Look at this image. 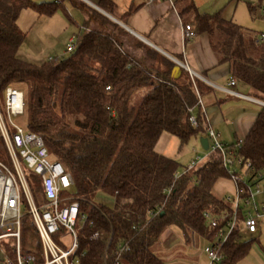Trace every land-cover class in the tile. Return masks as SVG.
I'll use <instances>...</instances> for the list:
<instances>
[{"label":"trees","instance_id":"16d2710c","mask_svg":"<svg viewBox=\"0 0 264 264\" xmlns=\"http://www.w3.org/2000/svg\"><path fill=\"white\" fill-rule=\"evenodd\" d=\"M185 1L189 5L181 14L191 15L188 25L195 35L208 34L219 63L264 97V43L222 11L201 13L192 0ZM64 2L0 0V107H5L8 87L23 91L26 130L41 136L50 156L72 175L73 194L88 218L80 230V252H85L80 264H166L154 248L172 227L187 242L196 236L216 241L223 216L233 212L231 202L213 190L219 179L229 178L221 154L212 152L202 165L180 173L176 160L155 150L164 133L177 137L181 147L206 135L202 84L187 71L174 79V63L153 50L150 56H159L160 66H144L124 50L120 37L126 32L93 9L69 55L40 65L21 59L18 52L27 35L18 22L22 11L52 16ZM100 7L113 14L111 0H101ZM195 110L197 127L191 122ZM240 154L255 168L251 178L264 172V108ZM0 160L11 163L1 135ZM28 181L37 195L39 179L29 174ZM206 214L219 220L217 228ZM254 241L238 224L223 246L221 264H239ZM21 248L44 262L30 222L22 227ZM121 248L128 250L118 254ZM6 252L16 262L13 244Z\"/></svg>","mask_w":264,"mask_h":264},{"label":"built area","instance_id":"2783aa9c","mask_svg":"<svg viewBox=\"0 0 264 264\" xmlns=\"http://www.w3.org/2000/svg\"><path fill=\"white\" fill-rule=\"evenodd\" d=\"M58 2V0H56ZM264 21V4L260 7ZM186 39L195 37L189 25L185 26ZM257 43H264V31L256 36ZM67 52L75 49L70 41ZM193 77V76H192ZM238 80L231 78L229 84L237 85ZM109 89V88H108ZM203 108L202 100L199 101ZM24 92L16 87H8L5 93L6 118L0 107V135L8 152L11 167L0 161V241L13 240L17 264H80L85 252H80V230L88 221L87 215L80 210L79 199L73 194L74 179L63 164L53 159L43 138L16 124L13 117L25 114ZM194 127L198 126L195 116L191 117ZM212 152H219L223 167L229 179L236 185L233 196L226 198L233 206L230 215H224L225 225L217 234L216 241L204 248L209 264H221L223 246L229 236L240 224L245 235H255L264 224V172L255 171L253 164L241 154L243 141L227 146L219 141V135L211 128L207 130ZM198 165L192 162L186 171ZM31 174L39 179L41 190L28 181ZM261 197V200L258 199ZM37 199L41 205L37 204ZM212 228L219 226V220L206 214ZM243 217V221L239 223ZM35 227L43 249V263L35 256L24 254L21 248L22 227L26 220ZM63 231V232H61ZM100 234H95L98 238ZM70 245H66V241ZM128 250L121 248L118 254Z\"/></svg>","mask_w":264,"mask_h":264},{"label":"crops","instance_id":"0c3cea01","mask_svg":"<svg viewBox=\"0 0 264 264\" xmlns=\"http://www.w3.org/2000/svg\"><path fill=\"white\" fill-rule=\"evenodd\" d=\"M100 1L65 0L63 11L68 14L69 19L73 22L75 20L70 14H76L77 21L74 23L78 24V19L82 21L81 29L88 19L89 9L98 11L126 32L122 36L132 35L149 53H151L150 50H153L158 55L173 62L172 75L174 79L181 78L183 72L187 71L191 77L198 79L203 86V92L201 93L202 110L206 117L208 129L214 130L219 135V141L224 145L232 146L237 142H244L255 125L261 110L264 108V97L254 88L240 82L238 79L237 85L231 86L229 84V81L233 78L230 73V67L227 64L219 63V58L212 48L208 34L195 35L191 40L186 39L184 27L189 24L191 15L183 16L181 12L189 5V1L111 0L114 5L113 14L104 11L100 7ZM192 1L199 12L211 14L200 10L196 2ZM249 8L250 10L254 9L252 7ZM222 15L226 18L223 11ZM248 31L254 37L259 34V32ZM151 54L154 55L153 52ZM160 60L159 56L154 58V56L149 54L147 59L139 61L146 67H151L152 65L159 67ZM178 65L181 68L180 72L176 73L174 69ZM198 112V110H195L194 116ZM199 137L206 138V135L202 134ZM174 145L175 149L179 148V139L169 133H164L160 137L155 150L160 155L172 158L169 151ZM210 156L198 163V165L205 163ZM213 190L217 197L228 198L235 194L236 185L229 178H222L216 182ZM263 226L264 224L260 227L257 234L250 235L251 239L255 240L254 242H259V238L263 234ZM173 230V227L166 230L162 235L163 240L166 239L169 242L173 240L172 243L178 242L179 240ZM246 238L248 239V237ZM200 239L204 240V238L199 236L192 238L190 242L182 238V242H185V245L189 247L185 248L184 254L176 253L173 258H161L166 264H199L206 255L204 250L198 247L197 243ZM212 243L208 242L207 245ZM7 244L12 245L13 241ZM2 253L4 258L0 259V264H17L15 261L12 262L6 252V248L2 249Z\"/></svg>","mask_w":264,"mask_h":264},{"label":"rangeland","instance_id":"374dc122","mask_svg":"<svg viewBox=\"0 0 264 264\" xmlns=\"http://www.w3.org/2000/svg\"><path fill=\"white\" fill-rule=\"evenodd\" d=\"M35 2H41L43 0H34ZM174 1V0H172ZM200 10L204 12H209L215 14L219 11L225 13L227 19H232L235 23L240 25L246 30L252 32L264 31L263 20L260 15V7L264 4V0H194ZM249 7L254 9L250 10ZM74 18V22L77 21L76 14H70ZM72 18V19H73ZM20 29L26 33V38L21 48L19 49L18 55L21 59L31 62L34 64H42L49 59H55L62 55H69L67 52V47L71 44L70 41L73 40V44L76 45L78 37L80 35L82 21L78 19V24H75L71 19H69L68 14H66L62 9H59L54 15H38L33 10H23L19 17ZM124 50L128 52L135 59L143 61L149 56L147 49L135 39L132 35L120 37ZM155 63V62H154ZM144 96V93H140L136 96L138 101H140ZM3 114L6 118L5 107L1 108ZM13 121L26 128L27 115L13 117ZM201 137H192L187 144L180 146L175 149V145L170 148V157L174 158L180 167V173H183L191 166V163L198 162L201 163L205 158H207L212 150H204L200 141ZM176 141V140H175ZM180 149V150H179ZM176 157V158H175ZM1 161V160H0ZM3 162V161H2ZM5 163V162H3ZM7 166L11 167V163H5ZM261 200V197L258 199ZM37 204L41 205V201L37 199ZM29 223L27 219L25 225ZM174 234L179 240L178 242H170L163 237L160 243L154 248V252L167 259V257L173 258L176 253H183L186 251L185 242H182L183 233L180 229L173 227ZM245 235V234H244ZM251 240L250 235H245ZM257 238V237H253ZM9 240L0 241V259L4 258L2 249L10 246L7 244ZM32 242V241H31ZM66 245H70V241L67 240ZM208 241L200 239L198 241V247L203 249L206 247ZM196 244V243H195ZM6 246V247H5ZM199 264H209V260L206 255L202 258ZM239 264H264V226L263 234L259 238V242H253L249 254L240 261Z\"/></svg>","mask_w":264,"mask_h":264},{"label":"water","instance_id":"95a60500","mask_svg":"<svg viewBox=\"0 0 264 264\" xmlns=\"http://www.w3.org/2000/svg\"><path fill=\"white\" fill-rule=\"evenodd\" d=\"M180 66H176L174 69V72L179 73L180 72ZM201 145L204 148V150L208 151L210 148L209 140L207 138H201Z\"/></svg>","mask_w":264,"mask_h":264}]
</instances>
